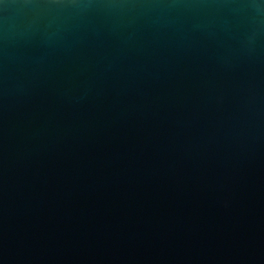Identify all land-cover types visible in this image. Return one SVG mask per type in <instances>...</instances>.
<instances>
[{
    "label": "water",
    "instance_id": "95a60500",
    "mask_svg": "<svg viewBox=\"0 0 264 264\" xmlns=\"http://www.w3.org/2000/svg\"><path fill=\"white\" fill-rule=\"evenodd\" d=\"M0 264H264V0H0Z\"/></svg>",
    "mask_w": 264,
    "mask_h": 264
}]
</instances>
